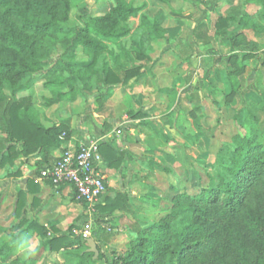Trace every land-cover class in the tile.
Here are the masks:
<instances>
[{
    "label": "trees",
    "instance_id": "1",
    "mask_svg": "<svg viewBox=\"0 0 264 264\" xmlns=\"http://www.w3.org/2000/svg\"><path fill=\"white\" fill-rule=\"evenodd\" d=\"M77 1L0 0V168L38 152L47 160L51 150L70 138L67 125L42 124L31 93L37 82L42 81L52 94L45 100L47 106L73 102L92 90L96 82L127 84L141 78L144 66L137 62L152 60L145 42L173 39L160 21L142 12L145 4L136 5V0H95L111 1L113 7L104 14H88L82 25L73 17ZM156 1L165 5L171 16H188L172 6L174 0ZM251 1L260 0H245ZM236 11L234 6L229 15L218 17V33H225L237 21L233 15ZM138 16L145 37L139 49H128L120 42L132 32L130 19ZM238 20L244 27L264 30L246 12ZM205 29L204 22L197 23L194 36L210 44L212 38L204 37ZM109 44L120 45V53L113 55L111 64L103 56L110 51ZM80 47L89 59L85 63L77 60ZM229 83L232 93L235 86ZM131 116L144 114L134 112ZM111 142L100 141L99 150L109 166L118 167L124 153L115 151ZM228 151L220 153L213 167L207 169V181L199 184L197 191L178 193L157 219L137 218L129 226L132 236L126 247L112 251L107 264H264V133L251 128L246 135H236ZM102 197L104 203L95 205L100 212L132 211L127 197L119 192L114 197ZM25 200V192L19 190L14 212L20 221L12 226L18 231L0 244L1 264H36L37 258L12 259L13 252L29 232L43 236L49 232L23 215ZM51 230L54 234L46 242L50 252L59 253L75 242L88 243L87 238L74 235L73 226L68 232ZM93 239L99 256L94 258L88 245L75 264H101L99 244L106 246L110 236L103 233Z\"/></svg>",
    "mask_w": 264,
    "mask_h": 264
},
{
    "label": "crops",
    "instance_id": "2",
    "mask_svg": "<svg viewBox=\"0 0 264 264\" xmlns=\"http://www.w3.org/2000/svg\"><path fill=\"white\" fill-rule=\"evenodd\" d=\"M178 1L174 0L172 6L176 10H181ZM188 1L194 3L195 11L184 12L181 10L188 16L179 19H191L193 33L197 23L204 22L206 24L204 37H211L212 42L204 46L220 43L217 54L205 55L203 58L201 67L204 74L199 75L195 71L196 67L191 65L192 62L193 64L196 62L193 51L197 48V44H204L203 41L194 39L195 36L192 33L194 40L186 41L173 37L171 41L160 40L152 43L146 41L145 47L152 60L138 61V64L144 66L145 74L139 79H131L127 84L104 85L101 82H96L92 90H86L85 94L79 95L75 101H64L51 107L47 106L45 102L47 98L51 97L47 93L50 90L42 86V81V103L36 102L37 96L34 89V86L40 82L31 88L33 101L42 124L46 127H51L56 123L65 124L69 127L70 138L61 147L51 150L47 160L43 153L38 152L29 157L21 156L15 160L14 164L0 168V171L6 172L9 177L3 187L7 195L17 198L19 190L25 192V213L23 215L30 221L35 220L48 229L55 227L65 232L63 231L64 224L71 222L69 227L74 226L72 220L82 213L83 204L77 202L74 188L70 184H63L56 188L49 181L37 182L35 180V177L45 166L51 165L59 159L64 151V145H79L92 140L112 141L111 147L117 152L124 153L123 160L118 167L109 166L102 153L101 171L105 175L107 187L112 188L114 196L121 192L119 191L120 185L135 189L137 188L135 185H139L141 182L147 184L146 182L153 178L152 168L156 165L155 160L160 161L158 158L161 156L160 153L154 154L157 147L153 142L163 139L168 134V129L177 126V122L193 127L195 115L198 119L204 115V90L208 93L215 87L219 88L215 82L219 84L221 81L219 85L229 89L233 70L227 68L229 59H218L224 57L222 42L230 43L234 54L238 53L236 46L240 48L243 52L242 56L237 55L239 56L238 61H241L242 64L238 67L244 69L246 74L249 73V77L256 76L258 78L264 74V53H262V51L264 52V30L257 31L251 27H244V23L238 20L242 13L246 12L250 15L252 22L264 28V0L249 3H246L245 0H213L214 4L208 2L206 7H202V3L198 0ZM234 6L237 11L233 15L237 21L227 28L225 33H218L216 28L218 17L229 15ZM258 13L261 15L262 21L257 19L256 14ZM168 17L170 27L178 25L177 17L171 15ZM162 26L167 28L164 24ZM208 29L210 32H207ZM211 29L215 31H211ZM236 41L239 45L236 44ZM120 45L122 44L120 43ZM120 45L109 44V58L105 59L110 64L113 63V55L120 53ZM112 46H116L114 50ZM249 47L260 49V56L254 55L258 52H251L248 50ZM174 51L180 53H178L180 60L177 63V59L171 58L172 55H170L174 54ZM182 62L187 68L191 65L190 70L192 71L184 74L178 73L177 67ZM214 62L218 69L227 68V72L222 71L218 75L220 77H216L217 74L210 71V67H214ZM258 85H260L258 81L253 82L249 89L252 95L258 93ZM90 94H93V99ZM87 98L88 102L86 103ZM254 103L257 102L254 101ZM134 112H141L144 116L133 118L131 113ZM118 129L122 130L121 135L117 134ZM8 169L12 171H8ZM106 192L103 196L112 197V192L107 194ZM132 196L128 199L129 203L132 198H135L134 194ZM13 213L15 214V212ZM121 213L125 214L126 212Z\"/></svg>",
    "mask_w": 264,
    "mask_h": 264
},
{
    "label": "rangeland",
    "instance_id": "3",
    "mask_svg": "<svg viewBox=\"0 0 264 264\" xmlns=\"http://www.w3.org/2000/svg\"><path fill=\"white\" fill-rule=\"evenodd\" d=\"M198 1L202 3V7H206L208 2H212V5L214 4L213 0ZM178 2L180 9L184 12L195 11L193 2H186L185 0H179ZM75 3L77 7L73 10V17L81 25L88 14H104L111 11L113 7L111 1L96 2L95 0H79ZM142 4H145L142 12L148 14L152 19H157L162 25H166V29L169 30L175 39L186 41L196 39L195 37L192 39L193 30L191 28V19H178V25L170 27V22L168 21L169 14L167 9H165V5L156 0H136V5ZM256 17L259 21L263 20L259 13L256 14ZM129 24L132 32L123 38L120 43L129 49H139L140 41L145 37L144 30L140 27V17L131 18ZM212 30L215 31L214 29ZM207 32H210V30L208 29ZM236 44L239 45L237 41ZM204 45L205 43L202 45L197 44V48L193 51L196 62L195 64L192 62L191 65L194 68L196 67L195 71L199 75L204 74V70L201 67L204 61L203 58L205 55L217 54L220 43L206 45L208 47ZM222 46L226 48L222 47L224 57H219L218 59H229L227 68L233 70V73L231 72L232 78H230V82L234 83L235 91L230 93V88L226 89L222 85H219L221 81L219 84L215 82L219 88L215 87L213 91L208 93L204 90V115L200 116L199 119L195 115L193 127L189 124L177 122V126L175 128L171 127L170 130L168 129V134L163 139L161 138L153 142L154 146L157 147L154 154L160 153L161 155L158 158L160 161L155 160L156 165L152 168L153 178L151 180L149 179L146 182L147 184L141 182L139 185H135L137 186L135 189H129L126 185H120L121 189L119 191L127 199L133 194L135 195V198H132L130 203L132 211L126 212L125 214H122L118 210L114 213H109L100 212L95 207V211L88 213L87 207L82 205L81 215L78 214L72 220L74 223L73 233L81 238H84L82 231H84L88 223L91 225L89 238H94V236L100 237L103 233L110 236L106 246L102 243L99 244V246L101 245V264L108 263L112 256V251L123 250L126 247V244L132 236L129 226L137 218L150 220L159 218L172 205L173 198L178 193L184 190L195 192L199 184L206 183L207 169L213 167L220 153H229L228 150L232 147L233 139L236 135H246L251 128H258L261 133H264V74L258 78L256 76L249 77V73L246 74L244 69L238 67V65L242 64L241 61H238L239 56L237 55L240 54L242 56L243 52L240 48L236 46L238 53L234 54L230 43L222 42ZM115 47L112 46V49L114 50ZM248 50L258 52L254 53V55L260 56V49L249 47ZM178 53L174 51V54H170L172 55L171 58L177 59L176 63L180 60ZM262 53L264 52L262 51ZM103 56L109 58L108 51L104 52ZM77 60L84 63L89 60L83 53L81 47L77 50ZM179 64L180 66L176 70L178 73L184 74L192 71L190 70L191 65L187 68L185 63L183 64L182 62ZM227 68L218 69L216 62H214V67H210V71L216 73V77H220L218 75L222 71L227 72ZM257 81L260 83L257 89L258 93L252 95L249 89L253 85V82ZM36 85L34 86L37 96L36 102L39 104V102L42 103L41 92L43 89L41 81L40 84L38 83ZM47 93L49 96L52 95L51 92ZM90 95L93 99V94ZM254 101L257 103H254ZM87 102L88 98L86 99ZM147 166L150 169V165L148 164ZM8 171L12 170L8 169ZM8 179L9 177L6 175V172L0 171V244L3 241L9 240L18 231L12 228V226L15 227L19 222V217L13 213L17 198L7 195L3 189ZM110 192H112V188L107 187L106 194ZM111 195L112 197L114 196L113 192ZM101 202L103 203V197L96 205ZM70 223L66 222L64 224L63 231H69ZM95 232L97 233L96 235L94 234ZM53 234L54 232L51 229H49L46 236L34 231L29 232L25 235L27 239L14 250L12 259L16 257L22 259L37 258L36 264H75L78 260V254L85 247H88V243L75 242L74 245L63 249L59 253L50 252L46 246V242Z\"/></svg>",
    "mask_w": 264,
    "mask_h": 264
},
{
    "label": "built area",
    "instance_id": "4",
    "mask_svg": "<svg viewBox=\"0 0 264 264\" xmlns=\"http://www.w3.org/2000/svg\"><path fill=\"white\" fill-rule=\"evenodd\" d=\"M118 129L117 134L121 135ZM65 134L61 136L63 139ZM99 140L67 146L59 159L49 167L43 168L35 177L37 182L49 181L56 188L70 184L77 201L85 204L87 212L95 211L96 203L105 194L107 185L101 171L103 156L99 150ZM91 225L86 224L82 236L89 239Z\"/></svg>",
    "mask_w": 264,
    "mask_h": 264
},
{
    "label": "water",
    "instance_id": "5",
    "mask_svg": "<svg viewBox=\"0 0 264 264\" xmlns=\"http://www.w3.org/2000/svg\"><path fill=\"white\" fill-rule=\"evenodd\" d=\"M88 245H89L88 250L95 254L94 258H97L99 255V250H98L96 241L93 238H89L88 239Z\"/></svg>",
    "mask_w": 264,
    "mask_h": 264
},
{
    "label": "clouds",
    "instance_id": "6",
    "mask_svg": "<svg viewBox=\"0 0 264 264\" xmlns=\"http://www.w3.org/2000/svg\"><path fill=\"white\" fill-rule=\"evenodd\" d=\"M30 251H31V249H30Z\"/></svg>",
    "mask_w": 264,
    "mask_h": 264
}]
</instances>
